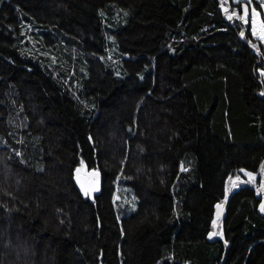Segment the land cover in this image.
I'll return each mask as SVG.
<instances>
[{
	"label": "trees",
	"instance_id": "16d2710c",
	"mask_svg": "<svg viewBox=\"0 0 264 264\" xmlns=\"http://www.w3.org/2000/svg\"><path fill=\"white\" fill-rule=\"evenodd\" d=\"M243 6L0 0V264H264ZM78 169L101 174L94 201Z\"/></svg>",
	"mask_w": 264,
	"mask_h": 264
},
{
	"label": "water",
	"instance_id": "95a60500",
	"mask_svg": "<svg viewBox=\"0 0 264 264\" xmlns=\"http://www.w3.org/2000/svg\"><path fill=\"white\" fill-rule=\"evenodd\" d=\"M244 8L246 9L245 5ZM75 181L79 191L81 192L84 198H90L91 201H94V197L100 196L102 193L103 182L102 176L99 172H88L87 170L81 171L78 169L76 170ZM228 204L229 200L226 202V204H218L216 207L215 218L219 221V224L217 225L215 231H213L208 237L210 243H214L216 241L217 232L220 228V224L222 223L223 217L225 215V210L228 207Z\"/></svg>",
	"mask_w": 264,
	"mask_h": 264
},
{
	"label": "rangeland",
	"instance_id": "374dc122",
	"mask_svg": "<svg viewBox=\"0 0 264 264\" xmlns=\"http://www.w3.org/2000/svg\"><path fill=\"white\" fill-rule=\"evenodd\" d=\"M239 2L246 6V9L243 6L244 16H248L250 12L253 39L264 45V0H233V5ZM259 74L264 79V70L260 69Z\"/></svg>",
	"mask_w": 264,
	"mask_h": 264
},
{
	"label": "flooded vegetation",
	"instance_id": "af4514ba",
	"mask_svg": "<svg viewBox=\"0 0 264 264\" xmlns=\"http://www.w3.org/2000/svg\"><path fill=\"white\" fill-rule=\"evenodd\" d=\"M262 176H261V183H262V185H263V188H262V190H260V191H257L258 192V194H259V192H260V194H259V197L260 196H262L263 197V199H264V180H263V174H261Z\"/></svg>",
	"mask_w": 264,
	"mask_h": 264
},
{
	"label": "snow or ice",
	"instance_id": "6c2138e0",
	"mask_svg": "<svg viewBox=\"0 0 264 264\" xmlns=\"http://www.w3.org/2000/svg\"><path fill=\"white\" fill-rule=\"evenodd\" d=\"M262 209H264V206H262Z\"/></svg>",
	"mask_w": 264,
	"mask_h": 264
}]
</instances>
